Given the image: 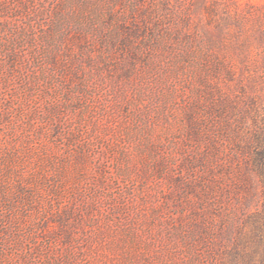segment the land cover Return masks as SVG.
Segmentation results:
<instances>
[{"label":"rangeland","instance_id":"obj_1","mask_svg":"<svg viewBox=\"0 0 264 264\" xmlns=\"http://www.w3.org/2000/svg\"><path fill=\"white\" fill-rule=\"evenodd\" d=\"M0 264H264V0H0Z\"/></svg>","mask_w":264,"mask_h":264}]
</instances>
